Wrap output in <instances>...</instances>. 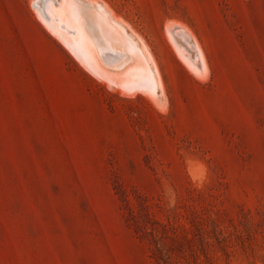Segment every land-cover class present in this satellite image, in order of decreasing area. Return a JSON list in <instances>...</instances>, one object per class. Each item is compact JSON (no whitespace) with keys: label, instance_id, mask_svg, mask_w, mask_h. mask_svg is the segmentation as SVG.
<instances>
[{"label":"rangeland","instance_id":"1","mask_svg":"<svg viewBox=\"0 0 264 264\" xmlns=\"http://www.w3.org/2000/svg\"><path fill=\"white\" fill-rule=\"evenodd\" d=\"M101 2L151 44L167 103L81 63L44 0H0V264H264V0Z\"/></svg>","mask_w":264,"mask_h":264},{"label":"bare ground","instance_id":"2","mask_svg":"<svg viewBox=\"0 0 264 264\" xmlns=\"http://www.w3.org/2000/svg\"><path fill=\"white\" fill-rule=\"evenodd\" d=\"M44 1V8L39 6V11L45 15L47 27L81 63L107 83L127 93L142 91L165 107L167 90L156 53L143 34L111 5L101 0ZM190 32L183 25L167 23L169 42L188 70L205 77L209 64L201 51L203 48Z\"/></svg>","mask_w":264,"mask_h":264}]
</instances>
